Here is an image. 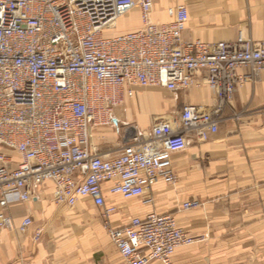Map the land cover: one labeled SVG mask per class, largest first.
<instances>
[{"label": "built area", "instance_id": "obj_1", "mask_svg": "<svg viewBox=\"0 0 264 264\" xmlns=\"http://www.w3.org/2000/svg\"><path fill=\"white\" fill-rule=\"evenodd\" d=\"M155 1L0 0V230H14L13 204L30 202L35 186L52 182L59 207L73 211L92 200L127 264H173L179 248L199 241L173 215L152 213L114 229L110 216L118 208L105 207L104 185L153 205L159 182L178 181L173 156L192 137L202 143L216 134L236 92L264 71V42L242 31L233 42L185 40L188 9L169 7L171 22L160 24ZM126 19L135 25L120 31ZM203 86L216 96L213 107L185 105L149 131L134 129L115 150L93 148L95 130L111 127L138 88ZM201 205L189 201L181 210ZM32 225L27 218L19 230ZM42 238L39 229L34 240Z\"/></svg>", "mask_w": 264, "mask_h": 264}, {"label": "crops", "instance_id": "obj_2", "mask_svg": "<svg viewBox=\"0 0 264 264\" xmlns=\"http://www.w3.org/2000/svg\"><path fill=\"white\" fill-rule=\"evenodd\" d=\"M178 5L189 13L185 40L233 42L242 31L254 42H264V0H156L153 20L170 23L167 9ZM215 104L207 86L177 92L138 88L134 99L116 109L111 127L95 130L93 148L97 153L115 150L129 142L134 129L149 131L169 112L177 115L185 105ZM172 163L178 181L159 182L153 205L125 200L110 193V183L104 185L105 207L118 208L110 216L111 226L120 229L152 213L173 215L181 229L199 239L179 248L173 264H264V71L236 92L218 132L202 143L192 137ZM33 193L30 202L10 207L14 230H0V264H127L92 200L82 199L68 211L55 204L52 182L35 186ZM194 200L202 205L181 210ZM27 218L33 225L21 233ZM39 229L43 238L35 242Z\"/></svg>", "mask_w": 264, "mask_h": 264}, {"label": "rangeland", "instance_id": "obj_3", "mask_svg": "<svg viewBox=\"0 0 264 264\" xmlns=\"http://www.w3.org/2000/svg\"><path fill=\"white\" fill-rule=\"evenodd\" d=\"M134 25H135V22H132L131 20L126 19V20L122 21V26L120 28V31L126 30L127 28H130ZM150 89H152V88L145 89V91L150 90ZM160 102H162V101L160 100ZM103 228H104V225H103Z\"/></svg>", "mask_w": 264, "mask_h": 264}]
</instances>
